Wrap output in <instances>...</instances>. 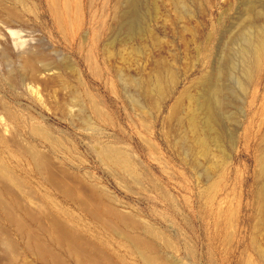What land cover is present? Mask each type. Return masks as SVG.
Segmentation results:
<instances>
[{"label": "rangeland", "instance_id": "374dc122", "mask_svg": "<svg viewBox=\"0 0 264 264\" xmlns=\"http://www.w3.org/2000/svg\"><path fill=\"white\" fill-rule=\"evenodd\" d=\"M249 27L264 30V0H0V52L11 55L0 101L26 131L17 136L151 229L158 258L144 262L37 177L27 187L118 264H264V45L244 80ZM26 52L35 74L23 71ZM215 84L226 106L211 128ZM21 152L2 156L33 173Z\"/></svg>", "mask_w": 264, "mask_h": 264}, {"label": "bare ground", "instance_id": "6f19581e", "mask_svg": "<svg viewBox=\"0 0 264 264\" xmlns=\"http://www.w3.org/2000/svg\"><path fill=\"white\" fill-rule=\"evenodd\" d=\"M8 12L10 15L15 16L13 12ZM249 31L241 37L243 44L239 48L240 67L242 66L240 70L244 80H247L252 71L259 65L264 45L263 29L260 27L250 28ZM6 53L0 52L2 64L11 56L8 57ZM26 53L28 54V52ZM29 55L25 57L26 59L21 58L23 60L20 59V61H23L24 72L26 68V70L34 73L38 71V69L36 70L38 62L34 65V61L39 60V58L36 54L35 56ZM44 60L46 59L44 58ZM35 77H37V74ZM33 79L39 81L37 78ZM205 82L210 84L209 81L205 80ZM237 84L240 89L243 88L242 81H238ZM207 86H209L208 92L206 91L209 94V101L206 105L203 103L205 105L203 108L208 114V123H206L212 128L214 121L217 119L216 117L222 112L224 102L221 93L223 90L219 84ZM205 89H207L206 84ZM8 109L9 107L1 100L0 264H118L115 259L119 260V257H114L108 252L106 243H102L97 236L93 241L88 232L83 233L81 229L77 228L74 222L80 223L79 218L76 217V219L70 212L56 207L54 200H51L48 195H36L29 189L25 180L27 175L37 177L45 186L55 191L62 201L66 203L69 201L81 216L88 219L97 228L104 229L110 235L117 237L124 245L130 247L131 253H136L144 262L147 263V255H153L155 259L158 258L156 256L159 247L157 248L155 245L157 244V242H154L156 240L151 241L147 239L150 236L145 237L144 235L151 229L149 230L135 216L133 217L129 213L125 214V212L123 214L118 207L117 210L112 206L111 202L113 201L110 202L105 195V191H98L99 188L97 190L94 188L98 186L93 184L94 187H91V183L88 182V184L84 179H80L57 167L56 163H53L49 159L50 157L48 158L41 150L20 139L17 134L20 132L26 133V131L23 130L24 128L11 124L14 115L8 113V116H6L7 114L4 112ZM192 124H195V119H193ZM5 134H8V136ZM14 144L22 150L20 156H17L19 158L18 165H20L19 161L27 166L33 163L35 167L33 173L30 169H17L7 165L2 154L5 149L13 148ZM99 150L101 149L99 148ZM261 157L260 171L264 172V155ZM154 232L156 233V231ZM164 257L163 254L162 258ZM163 260H159V262L151 261L155 264L160 262L163 264L165 261ZM165 264L173 263L165 261Z\"/></svg>", "mask_w": 264, "mask_h": 264}]
</instances>
